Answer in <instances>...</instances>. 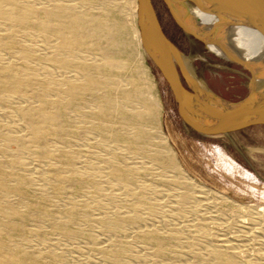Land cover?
<instances>
[{"label": "bare ground", "instance_id": "1", "mask_svg": "<svg viewBox=\"0 0 264 264\" xmlns=\"http://www.w3.org/2000/svg\"><path fill=\"white\" fill-rule=\"evenodd\" d=\"M93 1L0 0V52L5 55L0 59V103L14 106L12 109L8 107L2 110L1 147L8 157V164L12 163V157L29 152L36 163L35 174L38 180H41L39 177L50 176L48 182L43 185L54 198L67 192L68 183L74 187L79 183L75 172L62 176L55 169L57 165L65 162L67 152L59 149L55 155H49L44 144V139L48 135L65 142L76 132L70 121L64 118V111L67 108L74 110L86 107L83 116L87 121V129L94 130L102 141L108 139L117 144L118 148H127L139 154H143L148 145L147 128L153 126L160 111L156 98L148 99V96L153 95L148 82L137 76L138 69L143 68L146 52L139 25L138 0L130 1L133 12H128L129 9H125L120 3L112 5L108 0L94 1L100 3L99 11L96 9L98 11L96 13L92 11L94 7L92 9L89 7ZM166 1L176 19L186 30L201 38L206 49L221 58L238 60L251 73L255 81L251 82V95L246 103L258 110H264L262 104L264 102H261L264 99V32L235 21L231 16L236 14L235 9L224 0H221L225 2L222 4L228 6V10H224L225 19L206 8L192 6L186 0ZM218 1L205 0V3L220 5L221 2ZM149 4L155 15L150 0ZM129 15L132 18L131 22L125 18ZM155 19L157 21L156 15ZM26 32L49 37L48 40L42 41V44L50 53H41L44 57L41 60L43 65L46 62L51 64L48 68L44 66L45 75H49L50 79L29 68L36 51L31 50V45H25L20 39L18 33L22 35ZM156 43L165 59V69L170 75L173 74L175 69L173 55L159 40H156ZM83 53L91 57H82L80 54ZM190 61L187 56L180 58V66L187 72L188 77L191 75ZM193 81L197 89L207 91L201 83ZM49 87L53 88L56 98L46 95L45 91ZM62 95L64 100L59 97ZM213 110L218 113L221 111L215 106ZM194 120L203 128L217 127L216 123L205 117L195 116ZM6 123L20 128L17 130L18 133L17 131L15 133L16 129L12 131L2 129ZM127 130H131L132 134L126 133ZM28 143L30 145L27 146ZM11 144L16 146L13 152L9 150ZM52 161L55 162L52 164ZM23 165L22 173L17 175L6 164L0 163V193L5 196L3 199L0 198V264H54L44 262L42 254L39 255L37 252H14L7 248L10 235L18 236L22 243L28 241L31 233L23 223L31 212H38L46 217L50 233L59 232L66 236L74 233L69 223L79 215L71 201L64 205L66 206L64 209L61 208L62 205L56 207L54 214L48 212L44 203L30 201L35 189L29 182V175L34 173V170L32 166ZM104 176L120 186L132 180L131 171L120 162L106 167ZM8 195L23 200L25 209L10 210L6 215L17 224L5 227L1 212L2 204L9 203L6 199ZM143 204L146 205L141 199V192H135L131 208L137 209ZM193 222L184 225L183 231L189 234L197 233ZM110 223L133 226L129 217L123 214ZM157 226L155 223L143 227L133 226L135 229L131 237L118 235L116 239L107 240L108 245L93 243L94 258L91 263L108 264L113 257L125 250L132 239H137L147 247V256L152 264L174 262L190 264L164 256V249L170 239L160 236L156 231ZM46 235L35 232L33 236L40 246L46 248ZM219 243L222 249L209 246L203 252L194 253V261L198 264H248L241 263L236 258L234 254L235 249H238L235 248L236 245L234 247L225 239L219 240ZM204 255L206 261L203 260Z\"/></svg>", "mask_w": 264, "mask_h": 264}, {"label": "rangeland", "instance_id": "2", "mask_svg": "<svg viewBox=\"0 0 264 264\" xmlns=\"http://www.w3.org/2000/svg\"><path fill=\"white\" fill-rule=\"evenodd\" d=\"M94 1L93 6L89 7H94L92 11L96 13L100 3ZM130 1L108 0L112 5L120 3L129 9L128 12H133ZM150 1L165 37L191 60L189 80L192 84L195 80L206 90L228 101L242 99L248 92V78L250 87L255 81L251 73L239 64L219 57L200 41L184 33L174 23L162 0ZM125 18L129 22L132 20L130 15ZM20 33L18 35L23 43L31 45L30 49L36 51L29 68L50 79L49 75H45L44 66L48 68L51 64L46 62L43 65L41 60L44 58L41 53H50L42 44L49 37L39 33ZM142 50L145 51L144 48ZM144 54L143 68L138 69L137 76L148 82L153 93L148 99L156 98L160 111L153 126L147 128L148 145L143 154L118 148L108 139L102 141L94 130L87 129V121L83 116L86 107L74 110L67 108L64 118L70 121L76 132L65 142L48 135L44 144L49 155H55L59 149L67 152V161L55 169L62 176L75 172L79 183L76 187L68 183L67 192L54 198L43 185L50 176L39 177L41 180H38L36 163L30 153L16 155L12 157V163L8 164V157L0 142V163L6 164L14 174L22 173V164L23 167L32 166L34 173H30L29 182L35 192L30 201L44 203L50 214L56 213L55 208L61 205V208H66L64 205L71 201L79 214L69 223L74 233L66 236L59 232L50 233L46 217L41 213H29L23 223L31 233L28 241L22 243L18 236L10 235L8 250L37 252L42 254L46 263L92 264L93 243L108 245L107 240L116 239L118 235L131 237L135 229L133 226L143 227L155 223L158 224L157 233L170 239L164 249L166 258L196 264L194 253L203 252L209 246L222 249L219 240L225 239L239 249H235L234 254L241 263L264 264V126L254 125L212 135L193 131L177 115L175 102L165 80L146 52ZM80 55L91 57L85 53ZM4 56L0 52V59ZM45 93L56 98L52 87ZM59 97L65 99L63 95ZM8 107L14 108L12 104L7 106L0 103V119L3 117L2 110ZM2 127L5 131L16 129L15 133L20 129L9 123ZM126 133L132 134V131L127 130ZM9 150L15 151L16 146L9 145ZM118 162L131 171L132 180L123 186L104 176L106 167ZM132 192H141V199L146 205L132 209ZM4 197L0 193V198ZM6 199L9 203L2 204L1 217L3 225L9 227L17 222L6 214L12 209L24 210L25 203L11 195ZM120 214L127 215L133 226L110 223ZM192 222L196 225L197 233L183 231V226ZM35 232L47 234L45 244L48 248L38 244L33 236ZM146 248L137 239H132L125 250L108 264H152ZM203 260H207L206 255Z\"/></svg>", "mask_w": 264, "mask_h": 264}, {"label": "water", "instance_id": "3", "mask_svg": "<svg viewBox=\"0 0 264 264\" xmlns=\"http://www.w3.org/2000/svg\"><path fill=\"white\" fill-rule=\"evenodd\" d=\"M162 1L168 9L174 23L184 33L191 35L204 45L201 38L186 30L176 19L169 8L167 1ZM186 1L192 6L211 10L223 19H225L224 10H228V6L222 3L228 2V4L235 9V16L231 15L235 21L243 22L254 29L264 32V0H224L225 2H221V0H219L221 2L220 5L215 3L213 5H209L205 3V0ZM138 3L140 6L139 25L143 35V46L145 47L149 59L165 80L175 102L177 115L186 126L201 135L219 133L225 134L228 131L244 127L254 125L264 126V110H258L246 103V101L250 99L251 95L249 78L247 94L242 99L237 101H228L220 98L208 89L206 92L197 89L189 80L187 72L180 66V58L184 55L165 37L161 31L149 4V0H138ZM153 32L154 36H152ZM156 40H159L161 44L165 45V47L169 49L173 55V62L176 68L171 75L165 69V59L159 52ZM228 60L235 62L246 69L238 60L229 58ZM256 100L257 99H255V101ZM261 102H264V99L261 100ZM213 106L219 108L221 111L219 113L215 112V110H213ZM195 116L202 118L205 117L216 123L217 127L214 129L203 128L199 124L195 123Z\"/></svg>", "mask_w": 264, "mask_h": 264}]
</instances>
